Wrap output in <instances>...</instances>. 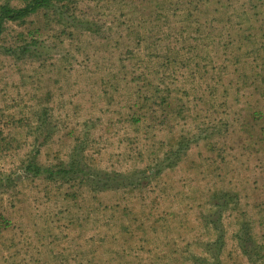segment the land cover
I'll use <instances>...</instances> for the list:
<instances>
[{
	"label": "rangeland",
	"instance_id": "374dc122",
	"mask_svg": "<svg viewBox=\"0 0 264 264\" xmlns=\"http://www.w3.org/2000/svg\"><path fill=\"white\" fill-rule=\"evenodd\" d=\"M61 12L0 36V264H264V0ZM77 146L87 170L134 176L131 188L25 170L60 168Z\"/></svg>",
	"mask_w": 264,
	"mask_h": 264
},
{
	"label": "trees",
	"instance_id": "16d2710c",
	"mask_svg": "<svg viewBox=\"0 0 264 264\" xmlns=\"http://www.w3.org/2000/svg\"><path fill=\"white\" fill-rule=\"evenodd\" d=\"M261 1V0H259ZM72 4V0H23V4L20 7L12 6L9 2H4L0 4V36L4 32V29L6 27V24L9 23H18L23 24L27 21L28 18L31 16L40 17L42 20L44 19L45 22H47V19L49 18L50 14L57 17L62 15V10L67 11ZM261 24V23H260ZM35 31L33 33H30V35H33L35 33H40V29L35 28ZM34 40V39H33ZM32 41V40H31ZM36 40L31 42V44H35ZM30 44V45H31ZM236 45H238L236 43ZM37 47V42H36ZM28 46L24 45L20 48V54L22 56H19L20 58L23 57L28 52ZM38 50V49H37ZM259 50H255V53H259ZM233 59L237 60L238 58L236 56H233ZM257 60H260L261 62V72H264V57L260 56ZM236 63V62H235ZM234 64V63H233ZM249 69L251 70V75L248 78H256L257 76H260L259 78H262L260 74H258L257 70H254L253 65L256 64L254 60H248L245 62ZM196 67H198L196 65ZM248 69V70H249ZM249 70V71H250ZM255 71V72H254ZM236 77V80H238V76H243V78H247L243 73H241L239 70H235V73H232V75ZM257 85L255 86L256 92L260 94V98L264 100V79L256 80ZM223 98V97H222ZM253 115H260L258 112H253ZM140 120V119H139ZM180 142L177 144L178 149L180 150H186L187 145H183ZM79 150V153H75L73 156H71L70 161L66 164L61 166L57 169H52L50 167L45 168L44 166L37 164L35 161H32L29 163V165L25 167V170L27 173L33 174L34 177H43L45 181H48L50 183H61L62 185H72L74 183H77V185L81 188V190H87L88 192L92 193H103L108 191H114L119 190L121 188H131L130 186L135 182V177L130 175H123V174H107V173H101L97 172L95 173L93 170H87L86 165L83 163L84 158L81 154V150L78 148V146L74 149ZM73 151V152H74ZM82 156L83 161L79 159V157ZM165 157L162 159V161H168L170 162L169 166L172 164V152H166ZM150 170L152 168L149 167ZM145 170H142L139 172V179L141 178L140 175H145ZM147 178V176L145 175ZM134 181V182H132ZM223 243V233L220 229L219 235L217 239L215 240L214 246L216 253L221 250ZM216 259V258H215ZM216 264V263H213Z\"/></svg>",
	"mask_w": 264,
	"mask_h": 264
}]
</instances>
